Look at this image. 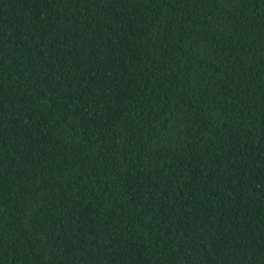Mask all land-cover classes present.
<instances>
[{
	"label": "trees",
	"instance_id": "1",
	"mask_svg": "<svg viewBox=\"0 0 264 264\" xmlns=\"http://www.w3.org/2000/svg\"><path fill=\"white\" fill-rule=\"evenodd\" d=\"M0 264H264V0H0Z\"/></svg>",
	"mask_w": 264,
	"mask_h": 264
}]
</instances>
